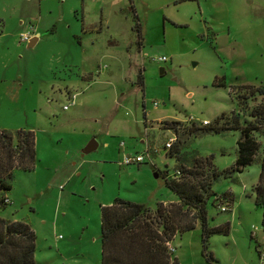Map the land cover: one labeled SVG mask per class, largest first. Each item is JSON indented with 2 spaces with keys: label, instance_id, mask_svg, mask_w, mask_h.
Wrapping results in <instances>:
<instances>
[{
  "label": "rangeland",
  "instance_id": "374dc122",
  "mask_svg": "<svg viewBox=\"0 0 264 264\" xmlns=\"http://www.w3.org/2000/svg\"><path fill=\"white\" fill-rule=\"evenodd\" d=\"M30 28L32 46L18 40ZM239 85L264 87V0H0V129L34 135L33 168L12 171L0 217L29 224L35 264H100L101 206L177 202L163 183L177 162L161 121L180 122L178 154L211 155L218 171L232 165L237 130L190 137L182 128L231 111L253 123L264 95L239 89L241 112ZM254 135L253 160L211 185L231 203L224 212L207 203V224L227 222L228 233L208 236L211 259L198 223L175 234L177 264H264L252 192L262 130ZM91 139L96 148L81 154ZM135 154L143 160L123 163Z\"/></svg>",
  "mask_w": 264,
  "mask_h": 264
},
{
  "label": "trees",
  "instance_id": "16d2710c",
  "mask_svg": "<svg viewBox=\"0 0 264 264\" xmlns=\"http://www.w3.org/2000/svg\"><path fill=\"white\" fill-rule=\"evenodd\" d=\"M215 84H217L215 82ZM217 85H222L219 83ZM239 89L249 90L247 96L255 92L264 95V87L239 85L235 88V98L242 112L246 100ZM248 115L253 123L240 125L238 114L233 111L220 113L211 123L194 127L193 121L182 131L190 137L200 134H225L237 130L235 141L236 156L230 167L222 171L212 167V156L198 157L194 154L180 153L173 140L166 150L176 159V166L170 176L162 174L164 186L170 190L177 202H157L152 209L139 203L114 198L109 204L100 207V264H177L168 245L175 234H181L194 228L198 223L201 230L203 254L211 259L206 250V242L211 234L228 233V223L209 226L207 224L206 204L229 205L231 201L226 193L216 195L211 190L212 183L221 175L230 180L243 170L259 150V142L254 132L262 130L259 172L252 186L253 204L261 210L264 224V105L252 108ZM164 129L179 131L180 122L161 121ZM185 154L189 155L186 157ZM189 165H184L185 162ZM34 164V135L30 129L8 131L0 129V207L5 193L10 189V179L14 169L31 170ZM229 207L224 211H227ZM223 211V212H224ZM33 230L24 221L9 220L0 217V264H35Z\"/></svg>",
  "mask_w": 264,
  "mask_h": 264
},
{
  "label": "built area",
  "instance_id": "2783aa9c",
  "mask_svg": "<svg viewBox=\"0 0 264 264\" xmlns=\"http://www.w3.org/2000/svg\"><path fill=\"white\" fill-rule=\"evenodd\" d=\"M37 34H34L32 32V28H30V30L26 31V32H21L19 35H18V40L20 42H28L30 38L36 36ZM156 61H164L165 60V57L164 56H160V57H157L155 59ZM155 104V102H154ZM67 108V105H64L63 106V109H66ZM208 120H202L201 123L202 124H205L207 123ZM175 136L174 134H172L170 137H167L165 139V141L163 142V148L164 150L166 151L171 143L173 142ZM150 149H148L147 147H145V153L149 156L150 152H149ZM150 157V156H149ZM143 160V154H135L134 156H125L123 158V163L125 164H128V163H131V162H141ZM3 201L5 203H8V200H7V197H4ZM220 211H224L227 209V205H221L219 207ZM169 249L172 250L171 246H170V243L168 245ZM257 253H258V257L261 259V260H264V249L263 250H260L259 248H257Z\"/></svg>",
  "mask_w": 264,
  "mask_h": 264
},
{
  "label": "water",
  "instance_id": "95a60500",
  "mask_svg": "<svg viewBox=\"0 0 264 264\" xmlns=\"http://www.w3.org/2000/svg\"><path fill=\"white\" fill-rule=\"evenodd\" d=\"M36 41V36L32 37L29 39L27 45L32 46ZM160 73H162V69L160 68ZM97 146L96 142L94 139H91L82 149H81V154H85L93 149H95Z\"/></svg>",
  "mask_w": 264,
  "mask_h": 264
},
{
  "label": "crops",
  "instance_id": "0c3cea01",
  "mask_svg": "<svg viewBox=\"0 0 264 264\" xmlns=\"http://www.w3.org/2000/svg\"><path fill=\"white\" fill-rule=\"evenodd\" d=\"M37 39V38H36ZM204 120H206V119H204Z\"/></svg>",
  "mask_w": 264,
  "mask_h": 264
}]
</instances>
